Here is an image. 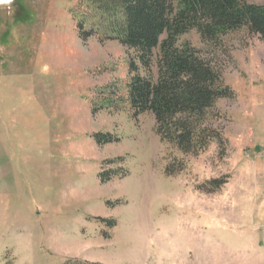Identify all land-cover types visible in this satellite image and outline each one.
Returning a JSON list of instances; mask_svg holds the SVG:
<instances>
[{
	"label": "rangeland",
	"instance_id": "374dc122",
	"mask_svg": "<svg viewBox=\"0 0 264 264\" xmlns=\"http://www.w3.org/2000/svg\"><path fill=\"white\" fill-rule=\"evenodd\" d=\"M5 1L0 264H264V39L246 26L212 40L196 29L177 37L233 91L205 114L222 142L186 153L126 100L128 61L155 79L158 46L147 71L118 40L80 37V0ZM109 84L118 108L93 113ZM95 132L118 139L97 144Z\"/></svg>",
	"mask_w": 264,
	"mask_h": 264
},
{
	"label": "trees",
	"instance_id": "16d2710c",
	"mask_svg": "<svg viewBox=\"0 0 264 264\" xmlns=\"http://www.w3.org/2000/svg\"><path fill=\"white\" fill-rule=\"evenodd\" d=\"M74 16L82 39L94 35L100 40L116 39L137 52L136 58L147 71L152 65L153 49L159 47L155 79L149 73H136L135 60L128 61L129 71L134 74L126 84V100L133 116L152 113L160 138L186 153L196 154L214 139L222 142L220 132L205 124V114L218 99L231 97L233 91L193 47L178 46L177 37L196 29L202 38L212 40L246 26L264 39V4L251 0H80ZM162 34L165 37L159 41ZM99 93L106 95L101 104L92 105L93 113L101 108H118L114 84L104 86ZM92 137L97 144L118 139L109 132H95ZM181 168L168 165L166 171ZM106 174H99L101 181L110 178ZM226 180L211 179L203 190H215ZM62 264L104 263L67 259Z\"/></svg>",
	"mask_w": 264,
	"mask_h": 264
},
{
	"label": "bare ground",
	"instance_id": "6f19581e",
	"mask_svg": "<svg viewBox=\"0 0 264 264\" xmlns=\"http://www.w3.org/2000/svg\"><path fill=\"white\" fill-rule=\"evenodd\" d=\"M9 0H6L5 3H7Z\"/></svg>",
	"mask_w": 264,
	"mask_h": 264
}]
</instances>
